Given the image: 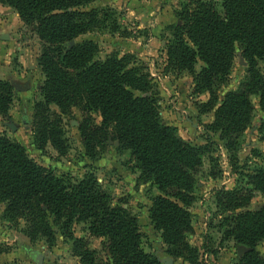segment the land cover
Segmentation results:
<instances>
[{
  "label": "trees",
  "instance_id": "obj_1",
  "mask_svg": "<svg viewBox=\"0 0 264 264\" xmlns=\"http://www.w3.org/2000/svg\"><path fill=\"white\" fill-rule=\"evenodd\" d=\"M0 4L14 9L42 44L39 64L45 80L35 107V146L39 150L51 146L67 155L61 116L80 109L85 155L96 159L109 142L130 152L141 176L160 192L150 219L170 255L199 264V251L189 242L194 231L190 207L196 176L217 146L212 136H206V145L194 146L162 122L157 100L149 96L158 90L155 78L134 56L101 60L95 41L72 44L94 31H119L112 10L89 9L92 0H0ZM175 17V24L167 28L171 38L164 72L194 77V91L209 95L201 113H214L208 133L219 135L218 147L236 152L253 122V97L259 98L264 112V0H183ZM237 50L247 63L246 76L237 91L220 101ZM197 65H201L198 73ZM12 103L13 87L0 80V114L8 113ZM51 106L59 113H52ZM259 135L264 141V122ZM238 175L235 188L217 192L218 228L225 239L248 248L239 264H264L256 250L264 242V206L239 212L249 206L254 193L264 196V167L240 170ZM0 205L3 220L23 222V234L32 242L41 240L53 249L61 236L80 264H161L144 250L138 219L114 204L93 174L79 181L58 177L4 135H0ZM81 224L86 237L79 238L75 226ZM92 240L100 241L99 249L91 247ZM5 250L0 244V256Z\"/></svg>",
  "mask_w": 264,
  "mask_h": 264
},
{
  "label": "rangeland",
  "instance_id": "obj_2",
  "mask_svg": "<svg viewBox=\"0 0 264 264\" xmlns=\"http://www.w3.org/2000/svg\"><path fill=\"white\" fill-rule=\"evenodd\" d=\"M182 1L92 0L89 9L112 10L121 29L115 33L109 30L94 31L72 44L95 41L100 47L98 57L101 60L113 55L134 56L137 63L155 78L158 90L152 91L149 96L157 100L162 122L176 128L178 135L194 146L206 145V136H212L217 144L215 152L204 158L203 167L196 176L195 201L190 207L194 231L189 236V242L199 251V264H239L248 248L236 244L232 239H225L218 228L221 216L216 196L221 189L230 191L235 188L240 170L251 172L264 167V141L259 135L264 112L259 107V98L253 97V122L242 138L239 149L230 152L218 147L221 144L219 135L207 131L214 113L202 114L200 109L201 104L209 100V95L194 91V77L191 74L164 72L166 44L171 38L167 28L175 24V12ZM41 51L40 40L31 28L24 25L19 14L0 4V80L13 87L10 110L0 114V135L24 146L30 158L51 169L58 177L79 181L87 174H93L111 195L114 204L138 219L143 248L147 253L154 255L161 264H189L171 256L162 233L154 229L150 209L160 192L151 181L141 176L130 152L118 148L117 143L109 142L96 159L85 155L79 132L82 121L80 109L74 108L69 114L61 116L67 155L61 156L51 146L44 150L35 146V107L42 99L41 87L45 80L39 64ZM238 54L239 50L228 82L219 92L220 101L227 93L237 91L246 76L247 63ZM200 70L201 65H197L195 72ZM135 94L142 96L139 92ZM51 112L59 113V110L51 106ZM237 167L239 169L235 172ZM262 206L264 196L254 193L249 206L239 212L258 211ZM3 210L4 207L0 205V244L6 249L0 256V264H36L33 259L35 252L45 255L43 264H80L72 256L71 245L64 243L61 236H58L53 249L44 241L32 242L23 234L24 223L3 220ZM85 229L83 224L75 226L76 237H86ZM91 247L99 249L100 241L92 240ZM256 250L264 257V242Z\"/></svg>",
  "mask_w": 264,
  "mask_h": 264
},
{
  "label": "water",
  "instance_id": "obj_3",
  "mask_svg": "<svg viewBox=\"0 0 264 264\" xmlns=\"http://www.w3.org/2000/svg\"><path fill=\"white\" fill-rule=\"evenodd\" d=\"M33 259L35 261L36 264H43L44 260H45V255L39 252H35Z\"/></svg>",
  "mask_w": 264,
  "mask_h": 264
},
{
  "label": "crops",
  "instance_id": "obj_4",
  "mask_svg": "<svg viewBox=\"0 0 264 264\" xmlns=\"http://www.w3.org/2000/svg\"><path fill=\"white\" fill-rule=\"evenodd\" d=\"M3 206V205H2ZM4 207V206H3Z\"/></svg>",
  "mask_w": 264,
  "mask_h": 264
}]
</instances>
